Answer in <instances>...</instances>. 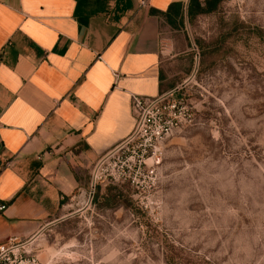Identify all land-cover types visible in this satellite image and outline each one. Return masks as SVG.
<instances>
[{
	"label": "crops",
	"instance_id": "obj_1",
	"mask_svg": "<svg viewBox=\"0 0 264 264\" xmlns=\"http://www.w3.org/2000/svg\"><path fill=\"white\" fill-rule=\"evenodd\" d=\"M188 1L0 0V244L32 245L68 216L134 132V95L186 86L190 42L172 36Z\"/></svg>",
	"mask_w": 264,
	"mask_h": 264
},
{
	"label": "rangeland",
	"instance_id": "obj_2",
	"mask_svg": "<svg viewBox=\"0 0 264 264\" xmlns=\"http://www.w3.org/2000/svg\"><path fill=\"white\" fill-rule=\"evenodd\" d=\"M173 33L194 53L180 60L194 124L162 142L154 187L118 184L115 205L105 181L84 210L76 200L29 248L37 264H227L245 226L264 223V0H225L193 22L184 13ZM253 247L249 264L264 238Z\"/></svg>",
	"mask_w": 264,
	"mask_h": 264
},
{
	"label": "built area",
	"instance_id": "obj_3",
	"mask_svg": "<svg viewBox=\"0 0 264 264\" xmlns=\"http://www.w3.org/2000/svg\"><path fill=\"white\" fill-rule=\"evenodd\" d=\"M141 8L148 7L150 0H138ZM177 88L156 98L133 96V112L137 118L134 132L114 150L100 158L94 165L89 186L79 189L70 199L79 211L92 204L94 193L102 182L128 183L136 188L145 185L152 188L158 182V167L162 162V142L195 122V112L189 95ZM53 154L54 152H49ZM42 159V155L38 156ZM7 204L0 203V213ZM31 242L11 238L0 244V264H37L31 254Z\"/></svg>",
	"mask_w": 264,
	"mask_h": 264
},
{
	"label": "clouds",
	"instance_id": "obj_4",
	"mask_svg": "<svg viewBox=\"0 0 264 264\" xmlns=\"http://www.w3.org/2000/svg\"><path fill=\"white\" fill-rule=\"evenodd\" d=\"M163 191V190H162ZM161 205L164 204V199H160ZM231 211L230 215L238 218L241 212L239 206L233 207L229 205ZM248 226H245V230L241 233V236L236 238L231 245V257L227 264H249L253 257L254 245L258 244L262 238H264V223H259L256 225L253 234H249L247 230ZM229 244L227 241L224 243V247L220 255H225L228 253ZM264 261V256L257 261V264H261Z\"/></svg>",
	"mask_w": 264,
	"mask_h": 264
},
{
	"label": "trees",
	"instance_id": "obj_5",
	"mask_svg": "<svg viewBox=\"0 0 264 264\" xmlns=\"http://www.w3.org/2000/svg\"><path fill=\"white\" fill-rule=\"evenodd\" d=\"M224 1L225 0H190L187 8V15L189 22H193L199 15L211 14L213 12H216L221 7ZM190 47L192 46L190 45ZM193 54L194 53L191 52V55ZM124 186L127 187L128 185H118V184L110 183L108 186H106L110 195L116 200L113 201L115 205H119L120 202L119 199L123 194L122 188ZM101 187L102 186L100 185L97 187V192L95 197L96 200L99 193L101 192ZM174 258L175 257L172 258L173 261H175Z\"/></svg>",
	"mask_w": 264,
	"mask_h": 264
},
{
	"label": "water",
	"instance_id": "obj_6",
	"mask_svg": "<svg viewBox=\"0 0 264 264\" xmlns=\"http://www.w3.org/2000/svg\"><path fill=\"white\" fill-rule=\"evenodd\" d=\"M188 4H189V1H188ZM188 4H187V8H188ZM187 8H186V13H187Z\"/></svg>",
	"mask_w": 264,
	"mask_h": 264
}]
</instances>
